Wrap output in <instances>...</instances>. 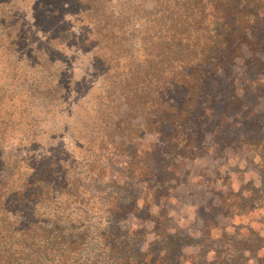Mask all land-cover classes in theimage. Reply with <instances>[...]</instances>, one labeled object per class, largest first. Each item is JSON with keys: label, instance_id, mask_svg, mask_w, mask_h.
I'll return each mask as SVG.
<instances>
[{"label": "rangeland", "instance_id": "1", "mask_svg": "<svg viewBox=\"0 0 264 264\" xmlns=\"http://www.w3.org/2000/svg\"><path fill=\"white\" fill-rule=\"evenodd\" d=\"M108 1L102 2L107 12L133 13L128 23L123 20L125 30L142 20V10L136 11L140 0ZM30 3L25 2L24 18L34 25ZM81 23L71 27L75 37L63 29L64 44H39L55 59L43 65L50 70L52 83L46 98L38 97L44 89L34 91L36 100L29 108L13 109L3 149L19 159L15 173L30 171V165L43 157L58 159L60 164L68 160L66 167L79 177L78 188L87 189L82 199H90L93 206L91 223L97 222L99 206L101 217L105 216L111 206L106 197L110 196L121 203L116 227L135 240L136 247L147 251L157 235L167 247L180 245L177 256L171 252L168 260L167 252H162L155 264H258L257 258L264 256V193L259 190L264 186V165L261 145L248 138L264 140V88L253 90L255 79L262 76L253 72L241 76L237 61L228 75L218 77L216 103L206 109V123L196 130L193 143L182 150L181 131L150 128L142 109L128 112L113 85L119 77L126 79L122 65L135 54L140 36L128 37L132 48L124 47L120 69L108 74V67L116 64L109 59L111 50H102L103 43L95 46L94 38L93 43L83 40L85 26ZM37 33L38 38L45 36ZM25 66L12 71L0 51V81L18 83ZM244 85L251 93L243 92ZM233 94L239 106H229ZM24 123L27 130H23ZM102 126L109 128L98 132ZM191 129L188 125L187 130ZM102 132L106 138L97 154L94 148ZM126 133L132 141L124 143V151L118 153L115 144ZM92 157L95 169L93 181L88 182L87 164ZM99 174L101 182H97ZM238 203L241 210L235 207ZM168 235L177 241L170 245ZM146 254L144 264H149L152 255Z\"/></svg>", "mask_w": 264, "mask_h": 264}, {"label": "trees", "instance_id": "2", "mask_svg": "<svg viewBox=\"0 0 264 264\" xmlns=\"http://www.w3.org/2000/svg\"><path fill=\"white\" fill-rule=\"evenodd\" d=\"M27 1L0 0V51L12 71L27 66L18 83L0 81V264H144L146 253L152 255L149 264H155L162 252H167L168 260L171 252L177 256L180 245L167 247L158 235L147 251L136 247L135 240L116 227L121 203L110 196L105 216L101 217L99 206L97 222L91 223L93 206L90 199H82L87 189L78 188L79 177L66 167L68 160L60 164L58 159L43 157L30 165V171L16 174L19 159L3 149L8 122L13 109L21 111L34 103V91L44 89L38 97L46 98L51 87L50 70L43 65L55 59L39 44H64L63 29L75 37L71 27L82 22L83 40L93 43L94 38L95 46L103 43L102 50H111L109 59L116 64L108 67V74L118 70L124 47L132 48L128 37L140 36L135 54L122 65L126 79H120L119 71V81L115 79L113 85L128 112L142 109L150 128L181 131L185 150L198 127L206 123V109L216 103L215 80L228 75L237 61L241 76L251 72L262 76L255 79L253 90L264 88V0H140L136 11L142 10V20L126 30L123 20L128 23L133 13L105 11L102 2L108 0H32L28 7L34 25L24 18ZM38 31L45 36L38 38ZM244 88V93H251L247 85ZM232 104L239 106L234 94ZM188 125L193 129L188 131ZM22 127L28 128L25 123ZM102 127L98 132L109 128ZM97 138L94 152L98 154L106 133ZM131 139L128 133L120 137L115 150L122 153ZM248 139L261 145L264 165V140ZM87 169L86 180L93 181V157ZM101 181L99 174L97 182ZM259 190L264 193V186ZM235 207L242 208L239 203ZM167 240L170 245L177 241L171 235ZM257 262L264 264V256Z\"/></svg>", "mask_w": 264, "mask_h": 264}]
</instances>
